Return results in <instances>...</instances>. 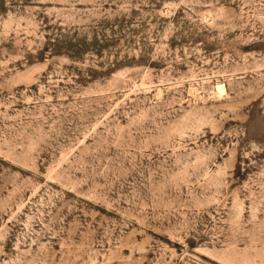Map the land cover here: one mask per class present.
<instances>
[{
    "label": "rangeland",
    "instance_id": "374dc122",
    "mask_svg": "<svg viewBox=\"0 0 264 264\" xmlns=\"http://www.w3.org/2000/svg\"><path fill=\"white\" fill-rule=\"evenodd\" d=\"M0 264H264V0H0Z\"/></svg>",
    "mask_w": 264,
    "mask_h": 264
},
{
    "label": "bare ground",
    "instance_id": "6f19581e",
    "mask_svg": "<svg viewBox=\"0 0 264 264\" xmlns=\"http://www.w3.org/2000/svg\"><path fill=\"white\" fill-rule=\"evenodd\" d=\"M217 89H220L221 90L222 89V85L221 84H218L217 85ZM222 91H223V89H222Z\"/></svg>",
    "mask_w": 264,
    "mask_h": 264
}]
</instances>
